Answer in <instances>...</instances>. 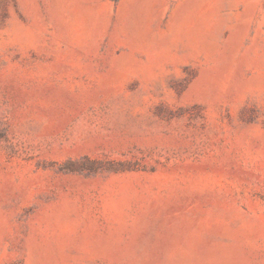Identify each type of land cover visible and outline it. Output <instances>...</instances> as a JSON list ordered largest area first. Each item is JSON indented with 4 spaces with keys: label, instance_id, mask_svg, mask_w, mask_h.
I'll return each mask as SVG.
<instances>
[{
    "label": "rangeland",
    "instance_id": "rangeland-1",
    "mask_svg": "<svg viewBox=\"0 0 264 264\" xmlns=\"http://www.w3.org/2000/svg\"><path fill=\"white\" fill-rule=\"evenodd\" d=\"M0 264H264V0H0Z\"/></svg>",
    "mask_w": 264,
    "mask_h": 264
}]
</instances>
